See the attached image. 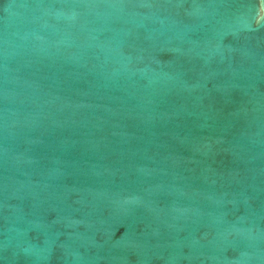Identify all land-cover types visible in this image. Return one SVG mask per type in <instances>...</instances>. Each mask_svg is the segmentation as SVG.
<instances>
[{
	"label": "water",
	"instance_id": "1",
	"mask_svg": "<svg viewBox=\"0 0 264 264\" xmlns=\"http://www.w3.org/2000/svg\"><path fill=\"white\" fill-rule=\"evenodd\" d=\"M0 264H264V0H0Z\"/></svg>",
	"mask_w": 264,
	"mask_h": 264
}]
</instances>
